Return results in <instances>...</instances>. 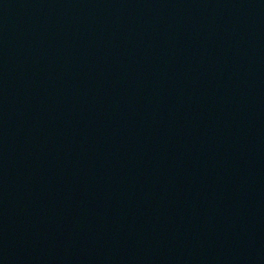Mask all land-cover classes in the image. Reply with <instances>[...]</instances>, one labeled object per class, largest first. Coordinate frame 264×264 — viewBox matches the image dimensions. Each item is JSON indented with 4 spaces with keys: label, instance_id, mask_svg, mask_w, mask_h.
<instances>
[{
    "label": "water",
    "instance_id": "95a60500",
    "mask_svg": "<svg viewBox=\"0 0 264 264\" xmlns=\"http://www.w3.org/2000/svg\"><path fill=\"white\" fill-rule=\"evenodd\" d=\"M0 264H264V0H0Z\"/></svg>",
    "mask_w": 264,
    "mask_h": 264
}]
</instances>
